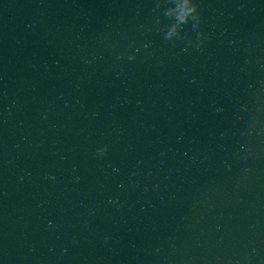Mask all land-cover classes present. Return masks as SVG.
Returning a JSON list of instances; mask_svg holds the SVG:
<instances>
[{"label": "water", "instance_id": "95a60500", "mask_svg": "<svg viewBox=\"0 0 264 264\" xmlns=\"http://www.w3.org/2000/svg\"><path fill=\"white\" fill-rule=\"evenodd\" d=\"M192 2L0 0V264H264V0Z\"/></svg>", "mask_w": 264, "mask_h": 264}, {"label": "clouds", "instance_id": "9594fccd", "mask_svg": "<svg viewBox=\"0 0 264 264\" xmlns=\"http://www.w3.org/2000/svg\"><path fill=\"white\" fill-rule=\"evenodd\" d=\"M171 3H173V0H170ZM157 7H159V5H157ZM164 15L166 17H168L169 19H171L168 16L167 11L164 12ZM190 17V18H189ZM192 21V28L193 30H196L198 32V41L199 43H197V47L199 48L201 46V44L203 43L204 37L202 33H199V28H200V24H201V16L200 13L198 11V5L193 3L191 0V7H189L187 9V13L185 15H181L179 17L176 18V22H173L167 32L164 35V39L165 40H173V34L175 33L176 38L175 39H183L184 37L181 35V27L185 24H188L189 21ZM177 23L179 24V31H177ZM129 59H132L131 57Z\"/></svg>", "mask_w": 264, "mask_h": 264}]
</instances>
